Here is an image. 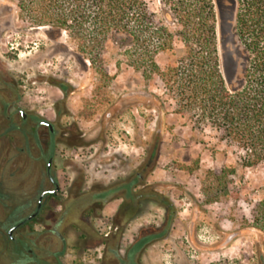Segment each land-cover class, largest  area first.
Listing matches in <instances>:
<instances>
[{
    "label": "rangeland",
    "instance_id": "1",
    "mask_svg": "<svg viewBox=\"0 0 264 264\" xmlns=\"http://www.w3.org/2000/svg\"><path fill=\"white\" fill-rule=\"evenodd\" d=\"M143 1L175 36L174 51L156 58L167 71L185 52L181 27L164 16L171 0ZM237 1L213 0L221 67L233 87L241 85L249 57L235 35ZM128 55L115 40L104 52H80L66 32L24 19L18 0H0V60L19 82L25 106L52 121L58 105L60 126L82 134L75 141L60 138L57 148L62 191L47 220L58 224L65 208L85 199L58 225L65 240L61 264L97 262L98 234L108 233L123 200L114 195L96 212L89 192L135 179L139 172L142 187L167 196L178 212L169 240L149 246L140 264H262L264 246L251 209L264 198V163L248 167L237 144L220 141L211 127L197 129L190 117L177 113L178 100L161 78L147 80L130 66ZM150 159L156 163L144 172ZM225 169L220 183L209 174ZM164 215L155 203L142 205L126 228L122 252L142 229L159 228ZM85 229L90 239H81Z\"/></svg>",
    "mask_w": 264,
    "mask_h": 264
},
{
    "label": "trees",
    "instance_id": "2",
    "mask_svg": "<svg viewBox=\"0 0 264 264\" xmlns=\"http://www.w3.org/2000/svg\"><path fill=\"white\" fill-rule=\"evenodd\" d=\"M237 2L235 35L249 55L239 87L229 84L222 71L213 0L169 2L164 16L181 27L185 52L167 71H161L156 58L174 51L175 36L143 0H18V8L34 27L66 32L80 52H104L107 42L115 40L122 52H128V62L136 71L147 80L161 78L178 100L177 113L190 117L197 129L213 128L220 141L237 144L246 154V165L256 167L264 163V0ZM229 172L235 174L233 169ZM227 173L225 169L209 174L220 183V174ZM89 193L96 212L114 195L123 200L108 233L98 234L101 241L96 248L104 246L102 264H140L143 253L165 240L177 218L175 204L152 187H142L137 178ZM79 202L65 208L58 225ZM146 203L164 210V222L153 232L142 229L122 252L126 228L139 218L138 211ZM251 215L264 246V198L253 205ZM91 234L85 229L81 239H90ZM259 254L264 264L261 248Z\"/></svg>",
    "mask_w": 264,
    "mask_h": 264
},
{
    "label": "flooded vegetation",
    "instance_id": "3",
    "mask_svg": "<svg viewBox=\"0 0 264 264\" xmlns=\"http://www.w3.org/2000/svg\"><path fill=\"white\" fill-rule=\"evenodd\" d=\"M62 116L58 105L52 121L36 107L27 108L19 82L0 60V264H61L64 234L47 220L62 191L57 148L60 138H82L73 127L60 126ZM155 163L150 159L142 170ZM136 178L141 183L144 175L139 172ZM72 189L77 191L74 183ZM170 235L171 230L165 241Z\"/></svg>",
    "mask_w": 264,
    "mask_h": 264
},
{
    "label": "built area",
    "instance_id": "4",
    "mask_svg": "<svg viewBox=\"0 0 264 264\" xmlns=\"http://www.w3.org/2000/svg\"><path fill=\"white\" fill-rule=\"evenodd\" d=\"M110 229V228H109ZM102 250H103V248H98L97 249V253H98V256H97V262L96 263H94V264H99V261H100V259L102 258Z\"/></svg>",
    "mask_w": 264,
    "mask_h": 264
},
{
    "label": "water",
    "instance_id": "5",
    "mask_svg": "<svg viewBox=\"0 0 264 264\" xmlns=\"http://www.w3.org/2000/svg\"><path fill=\"white\" fill-rule=\"evenodd\" d=\"M231 239V238H230Z\"/></svg>",
    "mask_w": 264,
    "mask_h": 264
}]
</instances>
